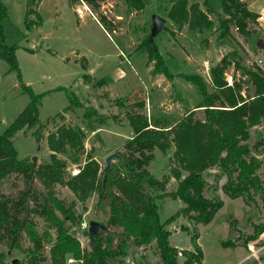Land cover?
Instances as JSON below:
<instances>
[{"label": "rangeland", "instance_id": "rangeland-1", "mask_svg": "<svg viewBox=\"0 0 264 264\" xmlns=\"http://www.w3.org/2000/svg\"><path fill=\"white\" fill-rule=\"evenodd\" d=\"M95 1L97 7L86 0L83 2L91 10L105 15L107 24L102 26L106 32L89 16L84 17V23L77 12L71 9V0H46L37 8L41 22L29 30L24 24L21 0L19 5V0H6L7 17L2 22L3 33L7 44L16 45L15 55L20 78L17 72L9 70L5 60L0 59V133L28 101L21 82L29 85L35 93L42 94L38 118L44 127L40 140L37 141L34 128L18 130L13 136L18 158L25 159L31 166L32 156H37L34 169L48 161L50 151L46 135L62 123L79 125L83 129L86 134L85 151L92 148V155L103 168L104 159L109 153L123 151L125 136L131 130L128 113H142L148 117L166 114L176 119L187 109H195L199 99L196 88L181 76L182 73L200 74L211 91L213 88L209 69L224 58L229 62L224 73L227 84L236 81L241 86L242 94L252 92V84L248 76L242 74V68L259 67L264 74V47L260 46V43H264V23H259L255 18L250 22L248 35L240 33L231 25L229 36L220 37L216 28L217 17L222 16L220 0H206L212 11L203 5L204 0H189V3L197 2L212 22L211 27L203 26L201 31L197 28L190 29L188 23L179 26L169 19L167 11L171 0H149L141 10L128 9L124 0ZM242 1L253 13L264 5V0ZM152 13L165 18V25L151 42L156 45L162 62L172 74L170 79L162 73L153 72L155 60H150L147 52L142 51L145 46L141 43L150 33ZM73 49L82 52V57L77 61H74L75 53H70ZM81 63H87L92 68L89 76L94 79L88 81L87 76L82 75ZM120 70L123 72L119 76ZM100 78L106 79L105 85H94L95 80ZM71 94L76 95L81 105H94L100 114L106 116L105 122L97 130L91 131L86 126L82 116L83 106L72 104L68 110L65 109L70 103ZM195 116L202 118V110L196 109ZM262 126L260 124L250 129V145L253 146L262 139ZM172 150L173 148L162 153L158 148L154 149L155 158L148 165L154 176L161 178L170 172ZM254 150L263 160L258 172L264 180V142L259 143ZM59 156L66 157L63 154ZM77 171L78 165L68 162L66 176ZM217 171L215 168L207 171L209 174L205 177L209 184L204 193L209 197H220L223 205L206 224L197 223L186 216H176L166 226L170 231V244L177 246L179 250H192L190 237L197 233L196 241L202 249L203 258L200 263L193 264H264V232L244 245L247 236L252 233V224L261 220L262 210L258 197L250 203H246L242 197L230 198L221 188L226 180L225 175L218 181L214 180ZM24 181L22 175L11 174L4 180L2 191L15 194L24 187ZM32 181L37 188L43 187L35 175ZM176 183L170 177L166 189L173 190ZM54 191L66 202L75 200L79 219L75 222L66 221L65 226L68 227V233L79 240L82 248H88V223L93 219L106 225L108 206H96V193L80 202L66 185L54 184ZM156 203L161 221L169 218L183 205L178 198L169 196L157 198ZM32 219L37 231L41 234L47 231L53 241L54 228L41 216L33 214ZM184 225L188 230H183ZM107 229L116 232L121 230L112 225ZM105 233L104 230L102 234ZM228 240L234 241L235 245L225 247L221 244ZM50 242H43L46 254ZM19 244L22 249L31 246L25 234L20 236ZM0 250L7 252L6 259L9 263L12 258L17 257V264H27L25 251L9 248L8 244L1 243ZM183 259V255L179 253V264H182ZM121 264L160 263L154 245H147L131 247Z\"/></svg>", "mask_w": 264, "mask_h": 264}, {"label": "trees", "instance_id": "trees-1", "mask_svg": "<svg viewBox=\"0 0 264 264\" xmlns=\"http://www.w3.org/2000/svg\"><path fill=\"white\" fill-rule=\"evenodd\" d=\"M86 1L97 7L95 0ZM39 2L40 0L25 1L26 29L30 30L41 22L37 10ZM148 2L149 0H124L130 10H141ZM170 2L167 16L175 24L181 26L188 23L190 29L197 28L199 31L203 26H212L206 12L197 2ZM203 5L210 8L206 0ZM220 8L222 16L217 17L216 27L220 37L229 36L231 25L244 35L250 33V22L256 18L257 13L250 11L242 0H220ZM92 11L96 12L95 15L104 26L105 15L97 10ZM6 17V6L0 0V59L5 60L9 70L17 72L20 78L15 55L16 45L5 42L2 22ZM141 44L145 46L142 51L147 52V57L155 60L153 72L172 78L149 36ZM228 64L222 58L209 69L213 88L211 91L200 74H181L195 86L199 99L195 109H187L179 118L173 119L166 114L148 117L142 113H128V123L134 134L124 142L119 159L107 168H101L92 155V148L85 151L86 134L79 125H57L46 135L50 151L48 161L33 170V175L43 185L41 188L33 184L31 166L25 159L17 157L13 144V136L18 130L34 128L39 141L44 127L38 118L42 94L35 93L29 85L21 82L28 101L0 133V243L25 251L27 264H121L131 247L147 245H154L160 264H179V253L184 257L182 264L200 263L203 252L196 241L198 234L193 233L190 237L192 250H179L177 246L170 244V231L166 226L178 215L202 224L213 219L223 205V200L204 193L209 184L205 175L212 168L218 170L214 174L215 181L225 175L226 180L221 188L230 198L242 197L246 203H250L258 197L260 201L261 220L252 224V233L247 236L244 245L263 233L264 180L258 172L263 160L258 157L254 148L264 142V74L259 67H240L242 74L247 75L252 84V92L242 94L239 83L233 80L232 84H227L224 73ZM105 80H95L94 85H101ZM69 99L66 110L72 104L83 106L77 101L76 95L71 94ZM83 107L82 116L86 126L91 131L97 130L105 122L106 116L93 106ZM196 109L202 110V118L195 116ZM260 124L263 125L262 139L252 146L248 141L250 129ZM155 148L162 153L173 148L170 172L161 178L154 176L148 169L149 163L155 158ZM60 154L66 157L62 158ZM68 162L77 164L78 171L66 176ZM11 174H20L25 180L24 187L12 195L2 191L4 180ZM170 177L177 181L173 190L166 189ZM57 183L66 185L80 202L96 193V206H108L106 233L103 235L104 230H101L94 238L89 239L88 248H82L79 240L68 233L65 222H75L79 219V214L75 210V200L66 202L56 195L54 184ZM164 196L178 198L183 205L169 218L161 221L156 199ZM33 214L41 216L54 228L53 241L47 231L43 234L37 231ZM110 225L120 227L121 230L116 232L107 229ZM182 228L188 230L185 225ZM22 234L31 243L27 249H22L19 244ZM43 242H50L47 254L44 252ZM221 244L225 247L235 245L231 240L222 241ZM6 257L7 252L0 250V264H10Z\"/></svg>", "mask_w": 264, "mask_h": 264}, {"label": "water", "instance_id": "water-1", "mask_svg": "<svg viewBox=\"0 0 264 264\" xmlns=\"http://www.w3.org/2000/svg\"><path fill=\"white\" fill-rule=\"evenodd\" d=\"M165 25V18L160 16L157 13H152L151 15V27H150V33H149V40L152 41L154 36L163 28V26ZM260 42V41H259ZM263 43H260V46H262ZM224 48V46H222V49ZM88 81H91V77H88ZM36 155L32 156V165L30 167V173H32V180L34 178L33 175V170L35 168L36 165ZM119 159V153L118 152H111L109 153L104 161H105V168L109 167L111 165L112 162L116 161ZM106 175V172L104 171V176ZM106 226L97 221V220H90L88 223V235H89V239H92L96 236V234L98 233L99 230H105ZM19 262V259L17 257H14L11 259L10 264H17Z\"/></svg>", "mask_w": 264, "mask_h": 264}, {"label": "crops", "instance_id": "crops-1", "mask_svg": "<svg viewBox=\"0 0 264 264\" xmlns=\"http://www.w3.org/2000/svg\"><path fill=\"white\" fill-rule=\"evenodd\" d=\"M25 1L26 0H21V6H22V13L24 15V11H25ZM46 0H40L37 8L41 7L43 5V3L45 2ZM50 2H52V0H49ZM3 2L5 3V5H7V2L6 0H3ZM18 5L20 4V0L19 2L17 3ZM70 4V7L73 11L77 12L78 10L81 11L80 14H78V17L82 19V21L84 23H86V21L84 20V17L85 16H89L91 18L94 19V21L98 24V26L100 28H102L103 31H105L104 27L102 26V24L99 22L97 16L95 15V13L89 8L90 11H87L84 6H82V3L80 2V0H71V3ZM261 23V22H259ZM77 27V26H76ZM106 32V31H105ZM28 48V47H27ZM70 53L74 54L75 53V57H74V61H77L78 58H81L82 57V52L78 51V50H71ZM120 56H121V53L119 52ZM82 64V63H81ZM82 75L83 74H86L87 78L89 75L92 74V68L87 64V63H84L82 64ZM84 71V72H83ZM80 72V71H79ZM122 70L119 71V76L122 75ZM83 77V76H82ZM81 77V78H82ZM91 77V76H90ZM92 79H94V77H91ZM81 80V79H80ZM79 80V81H80ZM80 83V82H79ZM103 85H105V83H103ZM94 107V105H91ZM63 114V113H62ZM129 124V123H128ZM130 126V125H129ZM131 127V126H130ZM130 130V129H129ZM133 131H132V128L131 130L129 131V133L126 134L125 138H130L132 135H133Z\"/></svg>", "mask_w": 264, "mask_h": 264}, {"label": "built area", "instance_id": "built-area-1", "mask_svg": "<svg viewBox=\"0 0 264 264\" xmlns=\"http://www.w3.org/2000/svg\"><path fill=\"white\" fill-rule=\"evenodd\" d=\"M84 5V8L87 10V11H90L89 8L87 7V5L82 1L80 0ZM78 14L81 13L80 10L77 11ZM257 13V16H256V19L261 22V23H264V5L256 12ZM258 62L260 63L261 62V59L258 60Z\"/></svg>", "mask_w": 264, "mask_h": 264}]
</instances>
